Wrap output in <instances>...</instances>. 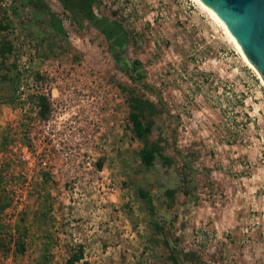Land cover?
Wrapping results in <instances>:
<instances>
[{"label":"rangeland","instance_id":"374dc122","mask_svg":"<svg viewBox=\"0 0 264 264\" xmlns=\"http://www.w3.org/2000/svg\"><path fill=\"white\" fill-rule=\"evenodd\" d=\"M79 252L264 264V83L195 0H0V264Z\"/></svg>","mask_w":264,"mask_h":264},{"label":"water","instance_id":"95a60500","mask_svg":"<svg viewBox=\"0 0 264 264\" xmlns=\"http://www.w3.org/2000/svg\"><path fill=\"white\" fill-rule=\"evenodd\" d=\"M222 20L264 82V0H197Z\"/></svg>","mask_w":264,"mask_h":264},{"label":"trees","instance_id":"16d2710c","mask_svg":"<svg viewBox=\"0 0 264 264\" xmlns=\"http://www.w3.org/2000/svg\"><path fill=\"white\" fill-rule=\"evenodd\" d=\"M130 109H131V112L129 114V120L131 122L132 132L136 138L141 139L150 132L151 124L144 126V124L142 123L141 115L137 111L138 104L136 100L134 101L132 100V102L130 103ZM160 142H161V138H159V140L152 146L145 147L143 150H141L140 158L146 166H151L154 163L156 158H159L164 165L171 164L170 158H168L167 156L163 154V148L160 145ZM168 193L171 196L174 194L173 191H169ZM81 256H82L81 252H79L75 256H72L68 260V264H75L77 261L82 259ZM173 264H179L176 258H173Z\"/></svg>","mask_w":264,"mask_h":264},{"label":"bare ground","instance_id":"6f19581e","mask_svg":"<svg viewBox=\"0 0 264 264\" xmlns=\"http://www.w3.org/2000/svg\"><path fill=\"white\" fill-rule=\"evenodd\" d=\"M203 9H205L214 19V21L224 30V32L228 35V37L230 38V40L232 41V43L238 48L239 52L241 53V55L244 57V59L247 61V63L249 64V66L251 68L254 69V67L249 63V61L247 60V58L244 56V54L242 53L241 49L239 48V46L237 45V43L235 42V40L233 39V37L231 36V34L229 33L228 29L226 28V26L224 25V23L222 22L221 19H219L215 14H213L212 12H210L209 10H207L204 6H202L197 0H195ZM255 70V69H254ZM263 81V80H262ZM264 83V82H263Z\"/></svg>","mask_w":264,"mask_h":264}]
</instances>
